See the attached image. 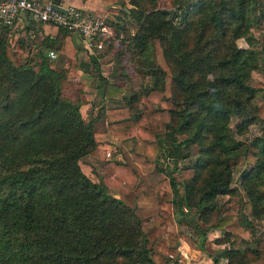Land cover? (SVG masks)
<instances>
[{"label": "trees", "instance_id": "trees-1", "mask_svg": "<svg viewBox=\"0 0 264 264\" xmlns=\"http://www.w3.org/2000/svg\"><path fill=\"white\" fill-rule=\"evenodd\" d=\"M157 1L123 7L137 23L130 45L152 82L126 95L100 77L101 99L116 100L101 108L106 127L134 144L121 146L114 177L97 182L80 166L83 156L98 154L97 119L85 120L84 101L62 93L66 73L52 67L50 45L43 43L37 59L17 61L0 34V264H187L176 260L177 243L183 237L194 246L191 233L171 230L149 243L142 219L163 225L176 208L182 221L196 207L197 218L207 220L217 196L234 193L233 170L241 163L250 164L240 180L246 198L223 202L212 228L224 233L216 242H228L226 262L213 257V264H264V132L239 143L240 151L227 142L232 115L241 120L238 130L264 121V91L254 100L263 85L248 82L259 67L251 26L264 18V1L179 0L173 12ZM61 30L59 50L74 74L80 47ZM241 37L249 47L237 45ZM138 99L143 107L132 115ZM162 156L173 165L166 168ZM182 158L191 162L180 165ZM243 208L250 218H240ZM253 224L262 235L243 245L242 232Z\"/></svg>", "mask_w": 264, "mask_h": 264}, {"label": "rangeland", "instance_id": "rangeland-1", "mask_svg": "<svg viewBox=\"0 0 264 264\" xmlns=\"http://www.w3.org/2000/svg\"><path fill=\"white\" fill-rule=\"evenodd\" d=\"M263 1L264 0H259L257 7L262 6ZM178 4L179 0H158L155 6L166 8L173 12L174 9H177ZM121 5H125L130 9L133 7L128 0H122ZM177 10L180 11V8ZM258 13L259 10L256 9L254 11V17H256ZM173 19L177 21V18H174V16ZM107 20L112 29V36L101 49V52H97L102 54L103 57L97 61L98 69L96 68L97 70L104 68V75L101 72L99 74L94 73L93 76L88 77L87 81H84L85 77L77 78L74 74H69L67 64L63 63L61 59L53 58L51 61L53 68L66 73L65 76H61L62 93L74 100H83L84 103L89 102L90 106L83 105L84 103L81 104L82 112H90L91 114L84 119L89 120L92 117L97 119L94 128L95 143L98 147V154L97 156L87 154L80 159L82 170L95 182L99 181L101 177H107L110 179L114 177L116 172L114 161H118V159L121 160V146L131 148L134 144V137H129L123 140L118 139L111 129L106 127V121L104 117H102L101 110V108L104 107V102L97 90L98 85L100 84V77L104 76L108 81H111L113 78H120V81L124 84L123 87L126 95H130L135 91H140L152 82L151 75L144 69V67L140 66V58L130 45L131 36L137 29V23L135 20L128 16L121 7L119 8V11L116 12V15H109ZM251 33L258 39L255 47L257 49V61L259 67L251 70L248 82L251 85H254L257 82L262 83L263 86L254 99L256 103H259L261 101V93L264 91V18L253 22ZM236 43L238 46L244 47L242 37L238 38ZM245 47H249V45ZM24 58L35 59V57L29 55ZM20 59L23 58L20 57ZM20 59L16 57L17 61H21ZM115 102L116 100L112 101L110 99L106 101L108 105H112ZM119 102H123L122 99H119ZM134 105L135 107L130 110L132 115L137 113L143 107L141 99L135 101ZM240 121V118L237 116L232 115L230 117L228 122L229 137L227 138V142H229L230 145H235L239 151L242 150V145L239 146V143H244L243 141L248 142L255 135L264 132V121L261 123H250L245 128L238 130L237 125ZM160 161L167 165L165 166L166 168L173 165V160L169 156L168 158L162 156ZM190 162L191 160H189V158L178 160L180 165ZM248 167H250V164L241 163L234 168L233 179L230 184L234 193L217 196V207L213 209L210 218L207 220L197 218L198 211L195 213L196 207L189 209L185 205L183 206V210H189L186 212V216L182 217V221H178L177 217L179 216V212L176 208L173 209L174 220L163 225H156L152 218L142 219L141 225L146 233L149 243L158 238L166 237L171 230L187 231L191 233L196 244L191 246L183 237H180L177 245L179 246L182 244L187 251L186 254L180 252V255L176 258L178 262H185L187 264H213V257H217L220 262H226L223 250L228 245V242H216V238L220 236L222 237L224 233L220 229L212 228V224L215 223L223 202L226 199L241 197L243 200L246 198L245 189L242 187L240 180L244 170ZM178 190L180 193H183L182 184L178 186ZM110 191L111 193H116V190L111 188ZM141 205H146V203H141ZM243 214H247L245 208H243L239 214L240 218H243ZM247 216L250 218L249 214H247ZM188 218L191 220L193 218V223L190 222ZM204 230H206L205 235L202 234ZM242 235L244 239L242 243L243 245H253V238L262 235V229L259 225L253 224L252 226L245 227ZM202 241L203 246H200L199 243Z\"/></svg>", "mask_w": 264, "mask_h": 264}, {"label": "crops", "instance_id": "crops-1", "mask_svg": "<svg viewBox=\"0 0 264 264\" xmlns=\"http://www.w3.org/2000/svg\"><path fill=\"white\" fill-rule=\"evenodd\" d=\"M62 6L64 7H77L88 11L89 13H102L109 18V15L113 14L116 15V12L119 11V8L127 7L120 4L111 5L104 0H57ZM111 7H114L116 11H113ZM27 15L24 16L23 13L20 14L19 18H17L14 24L10 27H0V34L5 37L12 47V50L17 58L20 59L27 57L28 55L31 57H35L37 59V55L39 53V49L43 46V43L49 44L50 49L53 50L56 55L53 57L54 59L58 58L61 59L63 63L67 64L69 68L70 57L63 54L60 50V43L65 38V32L58 28L57 26L50 24V23H42L37 22L35 20H29ZM71 34V33H70ZM72 38L74 39L75 43L80 47L78 52L79 63L77 66V70L74 75L77 78L85 77L84 81H87L88 77L93 76L94 73V65L91 61V57H95L97 61L101 59L103 56L100 53L101 50L94 49L93 47H88L78 35L71 34ZM244 41V47L248 46L246 40L242 37ZM15 57V58H16ZM21 60V59H20ZM103 68V67H102ZM103 75L105 73L104 68L99 70ZM111 82L115 84H119L124 86L120 78H113ZM100 83V82H99ZM107 100H103L105 102ZM83 105L90 106L89 102H85ZM88 108V107H87ZM82 117L85 118L90 114L83 113L81 109ZM93 116V115H92ZM106 121V120H105ZM179 252L186 254V249L183 247L182 244L178 246Z\"/></svg>", "mask_w": 264, "mask_h": 264}, {"label": "built area", "instance_id": "built-area-1", "mask_svg": "<svg viewBox=\"0 0 264 264\" xmlns=\"http://www.w3.org/2000/svg\"><path fill=\"white\" fill-rule=\"evenodd\" d=\"M54 0H0V27H10L21 13L32 16L33 20L50 23L69 33L78 35L94 49L101 50L112 36L108 18L102 13H89L77 7H67L64 13L52 6ZM56 53L48 49L53 59Z\"/></svg>", "mask_w": 264, "mask_h": 264}, {"label": "water", "instance_id": "water-1", "mask_svg": "<svg viewBox=\"0 0 264 264\" xmlns=\"http://www.w3.org/2000/svg\"><path fill=\"white\" fill-rule=\"evenodd\" d=\"M52 6H53L55 9H57V10H59V11H62V12H64V13H67V12H68L67 8L64 7V6H62L58 1L53 2V3H52ZM23 14H24V16H26V13H23ZM27 18H28L29 20H33V18H32L31 15H27Z\"/></svg>", "mask_w": 264, "mask_h": 264}]
</instances>
